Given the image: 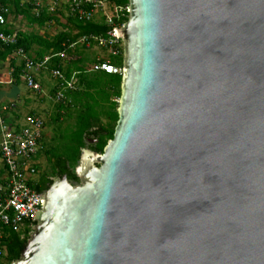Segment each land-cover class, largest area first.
<instances>
[{"label": "water", "instance_id": "1", "mask_svg": "<svg viewBox=\"0 0 264 264\" xmlns=\"http://www.w3.org/2000/svg\"><path fill=\"white\" fill-rule=\"evenodd\" d=\"M128 7L112 139L10 264H264V0Z\"/></svg>", "mask_w": 264, "mask_h": 264}, {"label": "built area", "instance_id": "2", "mask_svg": "<svg viewBox=\"0 0 264 264\" xmlns=\"http://www.w3.org/2000/svg\"><path fill=\"white\" fill-rule=\"evenodd\" d=\"M12 1L14 0H0V47L15 45L17 42L16 33L4 30L8 24ZM61 1L68 15L84 22L95 20L97 12H103L105 24L111 28L106 36H82L70 47L94 46L106 51L108 58H96L93 70L121 74L122 68L112 64L111 57L123 56V44L116 31L122 25H119L121 20L129 14L128 5L114 6L112 13H109L105 0H18L21 7H29L36 16L42 11L51 16L58 14L63 8ZM13 55L22 63L21 76L26 87L36 95L42 94V87L35 74L48 70L56 55H45L37 60L21 47H17ZM49 75L54 80L55 91L50 99L55 103L65 102L66 93L76 89V74L68 79L59 69L51 68ZM15 110L13 102L0 105V166L4 172L3 182L0 184V241L8 228L19 229L23 222H30L29 228H32L35 225V215L42 209L38 195L43 192H36L32 186L37 182V163H34V159L42 144L45 122L37 114L27 115L22 124H18L13 118L8 121L5 114L10 115ZM4 252V248L0 246V262Z\"/></svg>", "mask_w": 264, "mask_h": 264}, {"label": "trees", "instance_id": "3", "mask_svg": "<svg viewBox=\"0 0 264 264\" xmlns=\"http://www.w3.org/2000/svg\"><path fill=\"white\" fill-rule=\"evenodd\" d=\"M105 1L109 9L114 6L128 5V0ZM10 5L12 12L25 13L38 26H42L44 23L53 20L58 23V19L45 15L44 11L40 12L37 16L30 14V8L21 7L18 0L10 2ZM127 19L128 15L121 20L119 25L126 22ZM61 27L62 30L52 37L17 33L15 45L0 47V60L14 56L13 52L17 47H21L30 56L33 45L38 44L39 49L35 50V59H42L45 55L49 54L56 55L51 60L48 70H46L48 73L51 68H57L68 79L72 74H76V89L66 93L65 102L55 103L58 110L73 109L75 111L76 123L74 127H68L63 131L64 137L66 133L67 135L71 134L74 141L67 144L63 143V141L59 142L57 145L58 147L60 145L61 153L52 155L50 153L53 151L52 149L47 155L50 157L49 162L53 169L52 174H55L57 177L65 175L71 183L77 184L79 180L74 174V168L78 164L80 151L82 149H89L102 153L107 141L112 139L118 118L117 100L120 97L121 74H107L101 71H94L93 66L96 64V58L89 63H85L86 59L84 55L81 51L77 50L80 45L70 47L72 43L82 36H106L111 28L105 24L104 17H101L99 20L84 22L68 15L65 24L61 25ZM4 30L5 32H9L6 28ZM81 47L84 48L83 46ZM122 59L123 56L111 57V63L122 68ZM11 60L14 61V59ZM11 65H14V62ZM19 67L22 68V63ZM18 73V70L14 73L15 82L19 80L18 76L20 73ZM54 92V90L50 91L51 97H53ZM67 115L70 116L69 114ZM101 115L108 119V125L92 129L93 121ZM59 118L60 115L58 114L55 121ZM85 140H87V144ZM94 140L95 143L92 144ZM50 183L51 180L47 179L46 175H42L32 187L36 192H42L47 187V184ZM29 223L23 222L19 229L8 228L5 230V235L0 241V246L5 250L1 259L5 260L7 264L19 258L29 236Z\"/></svg>", "mask_w": 264, "mask_h": 264}, {"label": "rangeland", "instance_id": "4", "mask_svg": "<svg viewBox=\"0 0 264 264\" xmlns=\"http://www.w3.org/2000/svg\"><path fill=\"white\" fill-rule=\"evenodd\" d=\"M61 2L63 4V1ZM62 10L63 11L65 10L64 4H63ZM112 10L113 8H110L109 13H112ZM30 14H33L31 10H30ZM102 16H103V12H97L94 19L99 20ZM12 19H13V22L15 23V27L20 29V31L22 32H30V30L31 32L38 31L36 30L35 26L33 27L28 26L27 19L24 17L14 16ZM61 25L62 24L59 22L58 23L54 22L53 24L45 26L46 31L49 35L54 36L57 32H60L62 30ZM42 29L45 30L44 28ZM77 50L81 51V53L84 55L86 59L85 63H89L93 59L98 58V57L108 58V54L106 51L101 50L94 46L90 48H82L80 46L79 49ZM31 52H32L31 56H35L34 51H31ZM64 65H65V62H64ZM42 72H44L43 82H44V88H45V89L42 88L43 93L39 95L32 94L33 95L32 96L30 94L31 92H28V94L31 95L33 98H30L28 100V103L26 106L18 105L16 112H15L16 116L13 119L18 124L24 123L25 113L31 109L35 110L36 114L41 116L44 119V122H45L44 134L46 136V139L42 142V146H41V148L43 149V154L41 153L42 149H40L41 156L40 155L39 157L36 156L34 159V163L39 164L37 165L39 167L38 170H45L48 172L49 171L48 165H46V163L48 162L44 161V156H45L44 154L46 152L48 153L51 149H53V151L50 152L52 155L60 154L61 153L60 145L59 147L57 145L59 142L63 141V143L67 144L68 142L74 141L72 139L71 134L67 135L66 133L64 137L63 131L68 127H71V128L74 127L76 123V118H75L76 113L73 109L63 111V110H58L56 108V104L54 101H52V99H50L51 96L49 94L53 88V86L51 85H54V80L50 77L49 73L46 70H43ZM58 114L60 115V118L57 121H55V118ZM67 114H69L70 116H68ZM107 125H108V119L105 116L101 115V116H98L95 121H93L92 129H96L99 126H107ZM85 143L86 144L88 143L87 140H85ZM30 233H31V228H30L29 234ZM0 264H7V263L5 262V260H2Z\"/></svg>", "mask_w": 264, "mask_h": 264}, {"label": "crops", "instance_id": "5", "mask_svg": "<svg viewBox=\"0 0 264 264\" xmlns=\"http://www.w3.org/2000/svg\"><path fill=\"white\" fill-rule=\"evenodd\" d=\"M11 14L9 15L8 17V24L6 26V29L9 30L10 32H14V33H22V34H29V35H37V36H49V37H52L51 35H49L46 31V27L45 26H48L50 24H53L55 21H50V22H46L44 23V25L42 26H38L36 23H34L33 21H31L28 16H26L25 13H14L10 12ZM65 13V14H64ZM44 14L47 15V16H51L49 15L47 12L44 11ZM65 15V16H64ZM14 16H17V17H24L27 19V22H28V26H35L36 30H38L37 32H22L20 31V29L16 28L15 27V23L13 22V17ZM31 16V15H30ZM68 14L66 11H63L61 10L58 14L56 15H52L51 17H54L56 19H58V22L61 23L62 25L65 24L66 22V18H67ZM42 28H44L45 30H43ZM39 49V45L38 44H35L33 45V49L32 51H34V54H35V50H38ZM32 55V52H30V56ZM33 58H35V56H32ZM11 59H14L11 60ZM14 62V65H11V63ZM21 64V61L19 58H15L14 56H10L9 58H6L4 60H0V105H4V104H7V103H10V102H13L15 105H16V109L18 107V105H24L26 106L27 103H28V100L30 98H33L32 94H34L33 92H31L25 85L24 83V80L21 76V69L19 66ZM19 71L20 75L18 76V81L15 82V79L14 78V73L16 71ZM18 73V74H19ZM43 73L44 72H40L38 74H35L36 76V79L37 81L40 83L41 87L43 89L44 88V80H43ZM53 86V85H51ZM53 90V88H52ZM28 92H31L30 94L32 95H29ZM16 110L14 112H12L10 115L8 114H5V117L7 118V120L9 121V119L11 118H15L16 116ZM36 114L35 110H29L25 113V117L27 115H30V114ZM4 178V172H3V169L1 168L0 166V184H2V179Z\"/></svg>", "mask_w": 264, "mask_h": 264}, {"label": "flooded vegetation", "instance_id": "6", "mask_svg": "<svg viewBox=\"0 0 264 264\" xmlns=\"http://www.w3.org/2000/svg\"><path fill=\"white\" fill-rule=\"evenodd\" d=\"M46 139V136H45V134L43 135V141ZM95 143V140L92 142V144H94ZM42 149V148H41ZM52 150V149H51ZM50 150V151H51ZM40 152H41V150H39L38 151V157H39V155L41 156V154H40ZM42 154H43V149H42V152H41ZM44 153H45V151H44ZM48 153L46 152L44 155V161L46 162H48V163H46V165H48V169H49V171L47 172V171H45V170H38V166L37 165H39V164H36V178H37V180L40 178V176H42V175H46V178L47 179H53V178H55V177H57L55 174H52V172H53V169H52V166H51V163L49 162V157H47L48 155H47ZM42 160H43V158H42ZM52 181V180H51ZM51 184V183H50ZM50 184H48V186L50 185ZM48 187H46L43 191H45L46 189H47ZM42 191V192H43Z\"/></svg>", "mask_w": 264, "mask_h": 264}]
</instances>
